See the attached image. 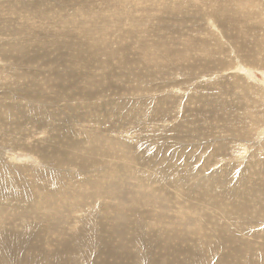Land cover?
Returning a JSON list of instances; mask_svg holds the SVG:
<instances>
[{"label": "rangeland", "instance_id": "obj_1", "mask_svg": "<svg viewBox=\"0 0 264 264\" xmlns=\"http://www.w3.org/2000/svg\"><path fill=\"white\" fill-rule=\"evenodd\" d=\"M236 1L11 0L8 46L0 0V264H264V0Z\"/></svg>", "mask_w": 264, "mask_h": 264}, {"label": "bare ground", "instance_id": "obj_2", "mask_svg": "<svg viewBox=\"0 0 264 264\" xmlns=\"http://www.w3.org/2000/svg\"><path fill=\"white\" fill-rule=\"evenodd\" d=\"M3 3H7L8 4V7H9V10H8V12H7V16H4V21H5V23H7V24H2L3 25V27H4V29H7L8 30V37H9V40L7 41V45L8 46H11V44L9 43L10 42V37L12 36V34L10 35V24L8 25V23H10V20H11V17H10V14H11V6H12V4H11V0H1ZM231 1V0H230ZM235 1V0H234ZM239 1V0H238ZM238 1H236V2H238ZM247 1V0H246ZM226 2H227V0H226ZM236 2H234V4H233V2H232V4L233 5H235L236 4ZM242 2H243V0H242ZM248 2V1H247ZM219 3V2H218ZM239 3V5H240V2H238ZM237 3V4H238ZM107 4V3H106ZM214 4V3H213ZM226 4V3H225ZM227 4H229V5H231L230 4V2L229 3H227ZM236 4V5H237ZM256 4V3H255ZM217 5H219V4H217ZM216 5V6H217ZM232 5V6H233ZM93 6V5H92ZM94 6H96V5H94ZM102 6H103V4H102ZM107 6H108V4H107ZM213 6V5H212ZM212 6H210V7H212ZM220 6V5H219ZM219 6H217V7H219ZM224 6V5H223ZM109 7V6H108ZM206 7V6H205ZM231 7V6H230ZM230 7H228V8H230ZM235 8H236V6H234ZM255 7V6H254ZM254 7H251V8H254ZM263 7V6H262ZM103 8V7H102ZM220 8V7H219ZM221 8L223 9V7H222V5H221ZM108 9V8H107ZM218 9V8H217ZM224 9H226V6H225V8ZM231 9L233 10L234 8L233 7H231ZM213 10V9H212ZM215 10H216V8H215ZM235 10V9H234ZM236 10H238V9H236ZM253 10H255V9H253ZM209 11H211V10H209ZM219 10H217V12H218ZM73 12V11H72ZM223 12V11H222ZM232 12V11H231ZM235 12V11H234ZM251 12V11H250ZM253 12V11H252ZM259 12V11H258ZM261 12V11H260ZM260 12L259 13H257V14H260ZM225 13V12H224ZM223 13V14H224ZM231 15L233 14V12L232 13H230ZM200 15H202V14H200ZM212 15H214V14H212ZM217 15V17H213L212 18V21H213V23H214V26H215V28H212V29H210V27H207V26H205V24H203L205 27H203L202 25H196V27L200 30V29H205V31H206V33L205 34H207L205 37H204V39H203V41H205V38H207V39H210L211 40V36H210V34H209V32L210 31H212L213 29H215V30H217V36L215 37V39L217 40V37H218V30L219 29H217L216 28V26L217 27H220V24L222 25L223 23H221V20L222 19H219L220 18V16H219V18H218V14H216ZM225 16H226V19L228 18V16H227V14H224ZM224 15H222V16H224ZM234 15V14H233ZM206 16H210V14L209 15H206ZM215 16V15H214ZM105 17V16H104ZM204 19H206L205 18V16H202L200 19H199V21L201 20V21H204ZM224 19H225V17H224ZM230 20H232V19H230ZM238 20V19H237ZM237 20H236V22H237ZM241 20V19H240ZM74 21V20H73ZM224 21V20H223ZM229 21V20H228ZM95 22V21H94ZM226 22V21H225ZM231 22H233V20L231 21ZM235 22V23H236ZM245 22V21H244ZM101 23V22H100ZM205 23V22H204ZM55 24H57V23H55ZM102 24V23H101ZM231 24V23H230ZM108 25V24H107ZM236 25V24H235ZM234 25V26H235ZM193 26V25H192ZM194 26H195V24H194ZM232 26V25H231ZM101 27V26H100ZM213 27V26H212ZM223 26H221V28H222ZM226 28H228L227 26H225ZM224 27V28H225ZM191 28V27H190ZM223 28V29H224ZM225 28V29H226ZM197 29V30H198ZM195 30H196V28H195ZM194 30V31H195ZM215 30H214V32H215ZM224 31V30H223ZM91 33V32H90ZM212 34H213V32H211ZM222 32H220V34H221ZM10 35V36H9ZM215 35V34H214ZM212 37H213V35H212ZM224 37V36H223ZM92 38V37H91ZM220 38V37H219ZM222 38V37H221ZM190 40H192V39H190ZM213 40V39H212ZM219 40H221V39H219ZM207 42H208V40H206ZM211 44V43H210ZM215 44L213 43V46H214ZM217 45V44H216ZM94 46V45H93ZM218 46H220V44L218 45ZM217 47V46H216ZM257 47H259V46H257ZM6 48H9V47H6ZM260 48V47H259ZM259 48H256L255 47V49H256V52L258 51V50H260ZM219 49H221V47L219 48ZM230 49V48H229ZM218 51V50H217ZM224 51V50H223ZM222 51V52H223ZM236 51H234V54L235 55H238V54H236L235 53ZM228 53V52H227ZM7 54V53H6ZM219 54V53H218ZM224 54V53H223ZM222 55V54H221ZM7 56H9V54H7ZM219 56H220V54H219ZM236 58V56H234V59ZM243 58V61L245 60V59H247L248 57H242ZM224 60V59H223ZM239 60H241V59H239ZM248 60V59H247ZM256 62H254V63H252V64H255ZM259 63L260 64H264V60H263V58L261 59V61H259ZM251 64V63H250ZM236 66V65H235ZM29 67V66H28ZM70 68V67H69ZM263 68H264V65H263ZM66 70H67V67L65 68ZM44 70V69H43ZM47 70V69H46ZM64 70V69H63ZM71 71V70H70ZM69 71V72H70ZM50 72V71H49ZM56 72V71H55ZM68 72V73H69ZM57 73V72H56ZM213 91V90H212ZM220 92V91H219ZM221 104V103H220ZM224 104V103H223ZM231 111V110H230ZM102 136V135H101ZM95 139V138H94ZM94 143V142H93ZM98 150V149H97ZM101 150V149H100ZM108 150V149H107ZM110 150V149H109ZM103 153V152H102ZM110 153V152H109ZM118 153V152H117ZM98 154H100V153H98ZM107 154V153H106ZM129 154H130V152H129ZM111 156V155H110ZM134 156V155H133ZM133 158V157H132ZM119 159V158H118ZM90 160V159H89ZM122 160H123V158H122ZM95 161V160H94ZM106 161V160H105ZM101 162V161H100ZM102 162H104V161H102ZM128 162V161H127ZM94 163V162H93ZM92 163V164H93ZM110 163V162H109ZM129 163V162H128ZM124 164V163H123ZM130 164V163H129ZM101 165V164H100ZM73 166H75V165H73ZM86 167V166H85ZM96 167V166H95ZM105 167V166H104ZM106 167H109V165L108 166H106ZM114 167V166H113ZM127 168H128V166H126ZM91 168V167H90ZM101 168V167H100ZM103 168V167H102ZM125 168V167H124ZM86 169H88V167L86 168ZM104 169V168H103ZM108 170V169H107ZM125 170V169H124ZM128 170H131V169H129L128 168ZM8 171H10V170H8ZM85 171V170H84ZM126 171V170H125ZM124 171V172H125ZM49 172H51V171H49ZM79 172V171H78ZM83 172V171H82ZM111 172V171H110ZM127 172V171H126ZM74 173H75V171H74ZM116 173V172H115ZM122 173V172H121ZM132 173V172H131ZM15 174V173H14ZM118 174V173H117ZM123 174V173H122ZM125 174V173H124ZM127 174H129V173H127ZM72 175V174H71ZM100 175H101V173H100ZM126 175V174H125ZM129 175H131V174H129ZM55 176H58V175H54L53 177H52V180H55V181H59V182H61V178H59V177H56V178H59L58 180H56V178H55ZM253 176V175H252ZM97 177H98V175H97ZM114 177V176H113ZM130 177V176H129ZM128 177V178H129ZM89 179H91V178H89ZM95 179V178H94ZM140 179V178H139ZM109 180V179H108ZM135 180V179H134ZM141 180V179H140ZM203 180V179H202ZM248 180H250V179H248ZM92 181V180H91ZM76 182V181H75ZM17 183V182H16ZM15 183V184H16ZM70 182H68V184H69ZM77 183V182H76ZM68 184H65V186L66 185H68ZM82 184V183H81ZM94 184V183H93ZM97 184V183H96ZM96 184H95V186H96ZM80 185V184H79ZM83 185V184H82ZM98 185V184H97ZM101 185V184H100ZM99 185V186H100ZM140 185V184H139ZM171 185V184H170ZM7 186V185H6ZM37 186V185H36ZM64 186V187H65ZM69 187H71V185H69ZM81 187V186H80ZM91 187V186H90ZM97 187V186H96ZM107 187V186H106ZM86 188V187H85ZM136 188V187H135ZM39 189V188H38ZM94 189V188H93ZM142 189H143V187H142ZM113 190V189H112ZM136 190H138V189H136ZM145 190V189H144ZM163 190V189H162ZM38 191V193H39V195H36L35 194V197H36V201H38V202H43L45 199H46V197H55V195L54 194H51V193H44V192H42V191H40V189L39 190H37ZM140 191H142V190H140ZM151 191H153V190H151ZM40 192H41V194H42V196H40L41 194H40ZM85 192V191H84ZM87 192V191H86ZM107 192V191H106ZM145 192V191H144ZM94 194H95V190H94V192H93ZM141 193V192H140ZM140 193H139V195H140ZM77 194V193H76ZM94 194H93V196H94ZM154 194V193H153ZM83 195V194H82ZM95 195H97V194H95ZM99 195V194H98ZM143 195V194H142ZM80 196V195H79ZM141 196V195H140ZM146 196V195H145ZM92 197V196H91ZM79 198V197H78ZM77 198V199H78ZM86 198V197H85ZM165 198V197H164ZM51 199V198H50ZM53 201V200H52ZM86 201V200H85ZM133 201H134V199H133ZM137 202H138V199L136 200ZM46 202V201H45ZM80 202V201H79ZM81 202H83V201H81ZM80 202V204H82ZM55 203V202H54ZM58 203V202H57ZM64 203V202H63ZM74 204V203H73ZM77 204V203H76ZM108 204V203H107ZM84 206V205H83ZM104 206V205H103ZM107 206H109V205H107ZM149 206V205H148ZM60 207H61V205H60ZM76 207H78V205H76ZM81 207V206H80ZM113 207V206H112ZM43 208H45V210L44 211H48V206H44ZM109 208V207H108ZM110 209H111V207H110ZM115 209V208H114ZM113 209V210H114ZM127 209H129V208H127ZM73 210V209H72ZM112 210V209H111ZM126 210V209H125ZM56 211V210H55ZM78 211H79V209H78ZM80 212V211H79ZM111 212V211H110ZM84 213V212H83ZM113 213H116V212H113ZM93 214V213H92ZM109 214V213H108ZM112 214V213H111ZM116 215H118V214H115V217H119V216H116ZM56 216V215H55ZM106 216H108V217H110L111 218V216L110 215H107L106 214ZM107 217V218H108ZM121 217V216H120ZM114 217H112L111 219H113ZM104 219V218H103ZM109 219V218H108ZM121 219V218H120ZM123 219V218H122ZM113 221V220H112ZM123 222V221H122ZM125 223V222H124ZM28 225V224H27ZM109 225V224H108ZM124 225V224H123ZM31 226V225H30ZM45 226H48V225H45ZM44 227V226H43ZM44 229V228H43ZM42 229V230H43ZM45 229H47V231H49L48 230V228H45ZM45 229L43 230V232L45 231ZM109 229H110V227H109ZM121 229V228H120ZM76 230H77V228H76ZM113 230H114V228H113ZM94 232V231H93ZM117 233V232H116ZM48 234V233H47ZM73 235V234H72ZM115 249V248H114ZM50 261V260H49ZM47 264H49L48 262H47Z\"/></svg>", "mask_w": 264, "mask_h": 264}]
</instances>
